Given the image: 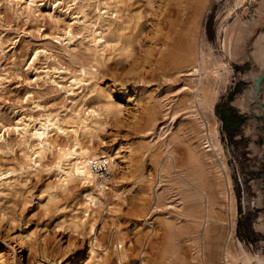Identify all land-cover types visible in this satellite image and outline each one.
I'll use <instances>...</instances> for the list:
<instances>
[{"label": "rangeland", "instance_id": "rangeland-1", "mask_svg": "<svg viewBox=\"0 0 264 264\" xmlns=\"http://www.w3.org/2000/svg\"><path fill=\"white\" fill-rule=\"evenodd\" d=\"M30 1L0 0V135L4 138L0 143H9L0 147V173L15 169L5 174L0 185V253L7 255L3 250L9 239L19 249L15 236L23 234L28 246L37 241L39 253L23 247L19 264H52L45 258L48 255L59 264H87L92 246L102 255L109 250L106 264H141L143 257L151 264H224L227 232L222 222L209 225L204 217L214 177L204 168L203 159L194 162L192 158L202 148L197 137L202 109L193 98L197 90L191 88L198 77L192 76L190 68L171 63L158 72L150 65L160 51L157 48L167 40L178 42L195 18L207 59L223 56L227 60L221 41L224 29L232 28L233 33L241 26L253 29L249 43L253 42L259 31L253 23L262 18L264 28V0H207L195 8L191 0L183 4L174 0L168 7V0H34L32 11ZM99 13L101 24L110 25L111 46L104 52L97 51L91 41L92 32L100 27ZM167 23L177 26V31L170 32L174 41L167 38ZM156 24L166 36L154 34ZM69 30L75 35L71 41ZM130 40L134 51L127 57L123 47ZM230 66L232 75L213 112L220 121V140L237 201L235 236L249 252L264 253V230L256 227V214L264 212L260 183L264 179V111L252 113L239 105L253 84L248 77L256 67L251 59L232 61ZM82 68L88 72L85 85H75L73 93L71 79L82 78ZM120 88L128 89L134 99H143L139 112L126 103ZM108 96L128 105L117 116L119 120L103 110ZM253 105L258 102L254 100ZM224 107L236 109L243 117L233 133L224 128L220 114ZM75 110L85 116L88 110L103 113L92 137L81 136L82 143L123 156L112 161L111 170L106 165L97 168L99 181L109 189L104 195L94 192L103 203L96 200L94 212L88 213L83 210L91 186L76 181L59 188L55 172L20 170L28 149L20 136L22 127H39L40 119L49 113L59 114L63 127H76ZM71 140L64 135L58 138L62 143ZM131 149L135 160L127 157ZM45 162L52 164L54 157L49 154ZM236 166L253 185L258 203L255 214L241 213L232 174ZM215 205L219 215L218 200ZM22 254L25 260L20 261ZM97 261L102 264L99 257Z\"/></svg>", "mask_w": 264, "mask_h": 264}, {"label": "bare ground", "instance_id": "bare-ground-1", "mask_svg": "<svg viewBox=\"0 0 264 264\" xmlns=\"http://www.w3.org/2000/svg\"><path fill=\"white\" fill-rule=\"evenodd\" d=\"M172 1L174 0H168L169 4L167 5V7L170 6ZM178 1L180 2V4L184 3L183 0H178ZM191 1L194 8L195 5L205 4L207 2V0H191ZM34 2L35 1L32 0L28 5V9L31 11L34 8V4H35ZM198 8L199 6L196 8L197 13H199V10H197ZM100 13L98 14L100 15V17L98 16L99 18H97L99 20L100 27H98L92 32L91 41L94 44V46L98 49L97 51L104 52L106 48L111 46V40L107 36L108 30L110 29V25L101 24L100 20L102 14ZM167 18L169 17L167 16ZM162 20L163 19L161 18V22ZM190 23L191 24L189 26L183 29L184 31L181 30L184 33L181 36V39L180 40L178 39L179 43L177 41L175 42L173 38L170 37V32L173 29L174 31H177V26H174V24L172 26L171 23L169 24L167 23V28H166L168 30V32L166 33L167 38L171 39V41H174L173 43L167 42L168 40L166 41L161 38L164 35L161 32V30H163L164 28L160 29L162 28L160 24H159L160 26L159 29L157 28V24L154 26L155 35H157L158 33L160 34V32L163 34L161 37L156 36L155 38L159 37L163 40V42L164 41L166 42H164L161 46L158 45L160 46V48L156 47L158 50L160 49V51H157V53H155L156 55H154V53L152 52V54L154 55V60L151 61L152 65L150 66L153 72H158V70H162L166 64L170 65L171 63L177 66L178 68H190L191 70L190 72L192 73V76L195 75L198 77L197 82L195 83V85H192L191 88H195L197 90L196 95L193 98L197 100L199 107L202 109V113L200 112V121L197 125L199 130V132L197 131L199 147L201 146L202 148L197 151L195 150L194 151L195 154L194 153L192 154L193 156L192 158H194V162L195 160L197 162H200V160L203 159L204 160L203 165L205 166L204 168L208 169L209 173L213 174L212 177H214L213 187H212L213 195L208 193V203L207 206H205L206 211L204 217L209 225L212 224L213 222L215 223L222 222L223 227L221 226V228L225 229L227 232L225 238V244L224 246H222L223 247L222 257L224 259L223 260L224 264H264V253H261L260 251L259 253L249 252L248 250L245 249L244 245L235 236L237 201L233 192V184H232V179L230 177V171L228 166L226 165L223 145L220 140V132H221L220 121L213 112L214 106L219 99L221 89H224L227 86L229 82V78L232 75V68L230 66V62L235 60L239 62H243L247 59H251L255 62L256 71H253L251 75L248 77L249 79H252L253 84L251 85L247 94L240 99L239 105L242 109L250 111L252 113H259V112L262 113L264 111V28L262 26L263 19L260 18L256 20L255 23H253L256 24V28L259 29V31H257L256 33V36H258V38L253 40V42L251 43H249V39L253 35L252 33L253 29L250 28L246 29L241 26L239 32L236 33L235 31V33H233L232 28H228L226 26V28L223 31L221 41H222V47L224 49V56L227 60H223L222 59L223 56H218L213 60L207 59V54L204 53L203 48L201 47L200 38L203 37V35H201L200 26L197 25L198 24L197 18H195V20H191ZM94 26H97V23H95ZM68 34H69V41H71L75 35L70 30ZM181 40L182 42H180ZM156 48H154V50ZM123 49L126 53V56L130 57L134 51V41L132 40L128 41L126 45L123 47ZM150 50L152 51L153 49L151 48ZM150 55L151 53H149V56ZM153 55H151V57ZM37 56L38 53L36 52L35 58H37ZM210 57H212L211 54L209 55V58ZM35 58L32 61L33 63L35 62L34 61ZM149 63L150 62H148V64ZM82 69H83L82 78L78 76H73L71 79L72 82L69 91H72L73 93H74L73 87L75 85H80V88L83 87L82 85H85L84 83L86 81L85 76L88 75L87 74L88 72L86 71V69L84 68ZM258 71L260 74L258 73ZM259 75L263 76L261 91H258L257 89V79ZM120 90H121V95L123 99H125L126 103L128 105L130 104L133 107L132 108L133 110L139 112V108L143 105V99L141 97L134 99L131 96V94H128V89L123 90V88H120ZM108 98L109 99L107 100L105 107L103 109L108 116L113 115L114 117H117L120 116L122 113H124L128 105H123V103L117 102L115 100H111L109 96ZM254 100L258 102L257 106L256 105L252 106ZM143 107L145 108V111H147L148 113L150 112L149 107H147L146 105ZM73 113L76 117L74 119H77L76 127H72V128L63 127L58 118L59 114L56 113L55 114L49 113L43 115L44 117L39 121V127H34L32 129H29V127L26 125L22 127V133L20 134V136L22 138V141L27 144L28 149L27 151L24 152L22 156V163L20 164V170L31 169L34 171H39L40 169L41 171V169H44L47 170L48 172H55L56 175L58 176L56 187L59 188H68L70 184L76 181H80L81 183L86 184L87 186H91L92 191L86 194V197H88V199L86 200V208L83 211L85 213L94 212V210L92 209V205L96 206V200H99L100 204L103 203L101 198H96V196H94V192H99L101 195H104L105 191L109 189V187H107L104 181H99L97 168H99L102 165H106L107 168L108 166H110L109 169L111 170L112 161L113 163H116L117 160L122 158L123 156L118 151L110 154L106 151L97 150L94 148V146L90 144L88 145L82 143L81 141V136L92 137L94 131L96 130V126L98 124H101V121L99 119V117H101V115L103 114L101 113V111L88 110L86 116L85 113H83L84 115H82L80 110L78 111L75 110L73 111ZM89 119H91L90 122ZM116 120H119V118L117 117ZM135 124L137 127V122ZM16 130H18V128ZM52 133H55L56 137L52 136L51 135ZM63 135L65 137L72 138L71 142L70 143L59 142L58 138ZM0 140L1 141L4 140L3 135H0ZM2 146H9V143H7V141H5L2 144L0 143V147ZM261 150L264 152V141L262 142ZM129 153L130 154H128L127 157H129L132 160L133 155H135L134 149H131ZM49 154H51L54 157V162L52 164L45 162ZM128 165L129 163H127V167ZM135 165L136 164H134V167ZM129 171L131 172V168ZM14 172L15 169L9 170L6 173L12 174ZM6 173H0V185L5 183L6 178L3 177L5 176ZM260 183H262L264 189V179L260 180ZM262 192H264V190ZM262 192L259 193V204H261ZM211 196H214V198ZM145 199L147 198H144V200ZM217 200L219 204L217 206L220 208V214L224 215V217L223 216L221 217L219 216L220 214L219 215L217 214L218 211L215 208L216 206L215 204ZM143 202L142 204H144ZM193 217L197 218V215L193 214ZM197 220L199 221V219ZM78 222L81 221L80 220L76 221V224H78ZM256 227L264 230V212H258L256 214ZM94 228H95L94 225L91 224L90 230L92 232L94 231ZM7 237H11V236H7ZM15 238H16L15 241H17L18 244L20 245L19 249H15L14 248L15 246H12V243L10 242L11 240L8 238L9 240H7L8 242L3 250L4 252L7 253V255L5 253H0V264H19L17 262L18 259L17 257L20 253L24 252L23 247L28 246L29 244L27 245L26 237L23 234H18L17 236H15ZM31 242L32 243L30 244V246H28L29 250H31L32 252H38L37 241L36 244L33 241ZM96 250L97 249H95L94 246L90 248L89 250L90 255L87 264H98L99 262L97 261L98 257L102 264H106L107 258L109 256L108 253L109 250H107V252L104 253V255L98 253ZM121 257L124 258L125 255H121ZM45 258L47 261L51 259L52 264L58 263L56 259L49 258V255L46 256ZM144 258L145 257L142 258L141 264H151L150 260L148 261L147 259ZM23 260L25 259L22 254L20 256V261Z\"/></svg>", "mask_w": 264, "mask_h": 264}, {"label": "built area", "instance_id": "built-area-1", "mask_svg": "<svg viewBox=\"0 0 264 264\" xmlns=\"http://www.w3.org/2000/svg\"><path fill=\"white\" fill-rule=\"evenodd\" d=\"M232 174L234 175V188L237 189L241 213L247 214L251 212L255 214L258 211V203L253 191V185L248 181L249 176L238 166H236V170L234 169ZM250 246L253 247L252 244Z\"/></svg>", "mask_w": 264, "mask_h": 264}, {"label": "trees", "instance_id": "trees-1", "mask_svg": "<svg viewBox=\"0 0 264 264\" xmlns=\"http://www.w3.org/2000/svg\"><path fill=\"white\" fill-rule=\"evenodd\" d=\"M220 114L224 122V128L229 133L236 131L243 122V117L234 108L224 107L221 109Z\"/></svg>", "mask_w": 264, "mask_h": 264}, {"label": "water", "instance_id": "water-1", "mask_svg": "<svg viewBox=\"0 0 264 264\" xmlns=\"http://www.w3.org/2000/svg\"><path fill=\"white\" fill-rule=\"evenodd\" d=\"M262 82H263V76L259 75L257 79V89L258 91H261L262 89Z\"/></svg>", "mask_w": 264, "mask_h": 264}]
</instances>
